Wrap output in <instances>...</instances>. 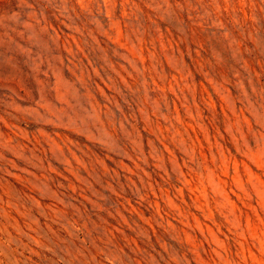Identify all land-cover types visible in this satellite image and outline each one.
Masks as SVG:
<instances>
[{
  "label": "rangeland",
  "instance_id": "1",
  "mask_svg": "<svg viewBox=\"0 0 264 264\" xmlns=\"http://www.w3.org/2000/svg\"><path fill=\"white\" fill-rule=\"evenodd\" d=\"M0 264H264V0H0Z\"/></svg>",
  "mask_w": 264,
  "mask_h": 264
}]
</instances>
